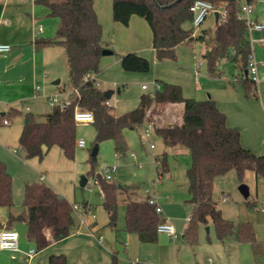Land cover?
Segmentation results:
<instances>
[{"label": "trees", "instance_id": "obj_1", "mask_svg": "<svg viewBox=\"0 0 264 264\" xmlns=\"http://www.w3.org/2000/svg\"><path fill=\"white\" fill-rule=\"evenodd\" d=\"M194 1L113 0L112 14L115 21L124 25L129 24L133 15L141 16L149 23L157 60H175L179 44L199 40L209 45L205 56L210 74L218 71L219 62L225 57H230L244 72L248 70L253 48L245 23L237 18L240 2L208 0L216 7L227 10L226 20L217 22L213 30L195 34L185 26L186 22L192 23L190 6ZM44 3L48 8V17L57 18L59 25L56 36L36 39L34 45L37 49L54 45L64 47L69 65L66 86H79L80 97L66 110L52 108L43 121H38L31 113L25 115L19 143L26 157L42 160L49 149L59 146L69 159H74L78 141L74 119L76 103L94 113L95 147L103 140H113L117 155L124 154L128 149L124 134L126 128L134 129L152 123L155 132L168 147H183L192 156L186 177L193 210L184 235L197 243L198 223L208 224L211 220L220 239L231 236L235 223L227 220L217 207L213 197L215 179L231 169L237 171L239 178L250 170L256 177L264 179V155H257L242 145L240 130L227 124L226 114L218 108L214 99L185 97L179 84L166 83L163 90L142 94L138 107L120 115L114 114L112 106L106 104L110 98L98 86L97 80L83 79L85 75L99 71L102 51L107 48L103 43V26L98 19L94 0H44ZM121 64L125 71L130 72H149L151 69L150 61L134 52L124 54ZM241 81L247 96L258 97L257 83L249 74L243 76ZM179 105L183 106L181 118L168 121L169 110ZM96 151L91 154L89 173L93 175L94 183L100 186L103 206L109 213V223L114 226L118 219L119 193L130 186L106 180L96 172ZM155 159L158 174L163 175L167 168L166 156ZM13 204L12 176L7 165L0 160V208L12 207ZM23 204L26 214L11 216L10 221L22 220L26 223L28 239L36 244L38 250H44L73 233L76 225L73 203L52 186L41 182L26 184ZM125 209L128 232L145 242L158 239L157 227L165 219L154 205L147 200L130 199L125 203ZM0 228L13 229L11 224L3 226L1 221ZM236 228L238 239L252 242L255 253L264 248L263 244L256 242L251 223L241 222ZM48 264H68V259L64 253L52 254ZM112 264H118L116 256Z\"/></svg>", "mask_w": 264, "mask_h": 264}, {"label": "rangeland", "instance_id": "obj_2", "mask_svg": "<svg viewBox=\"0 0 264 264\" xmlns=\"http://www.w3.org/2000/svg\"><path fill=\"white\" fill-rule=\"evenodd\" d=\"M100 1L103 3L107 0ZM110 1L113 3V0ZM29 2H27V5L8 6L6 17L10 23L24 24L23 18L27 12H31L32 5ZM41 5L39 3L36 7L39 8ZM254 7L258 21L264 22V0H254ZM13 11H17V15L23 12V15L18 18L14 16L11 18ZM31 25L30 29L28 25L25 28L31 30L33 24ZM40 25L43 26V30L40 32L35 31L36 39L54 37L57 33L59 20L48 17L46 14H40L34 27L37 28ZM185 26L193 31L195 30L191 22H186ZM214 26L215 23L211 14L201 27L213 29ZM247 37L252 44L254 56L260 61L264 58V47L260 45L259 40L264 39V32H254L252 35L248 34ZM105 39H108V42H104L105 45L108 44L113 48L112 38L106 36L103 31V41H106ZM13 48H16L14 44ZM183 48L186 54H189L190 49L187 46ZM58 50H61L62 54L54 56L56 57L54 65L56 78L54 79H61L63 83L68 80L69 65L65 49L59 48ZM118 58L119 52L117 51L115 54L101 58L99 64V71L101 72L100 86L104 90L116 88V83L108 79L109 75L106 67L108 62H114ZM188 60H153L151 70L143 72V74L150 73V75H143L144 77L139 85L130 83L126 86L124 84L120 93L115 89V93L110 98L112 112L120 115L132 110L131 107L134 104L136 108L141 83L151 84L156 79L159 90H163L166 83L179 85L183 83L182 89L185 86L191 87L195 84V76L194 73L191 75L189 71L194 70V62L189 63ZM224 61L226 63L222 64ZM219 64V69H222L223 66L224 73L231 78L243 74V70L230 57L223 58ZM20 65L10 67V70L15 68L12 70L14 75H16V70L23 68H20ZM206 65L204 64L202 69L207 68ZM229 66L232 69L227 68ZM52 80L48 81L49 88H44V83L37 80L34 84L35 87L39 85L43 90L38 96L25 103L26 106L32 109V115L38 121H43L45 115L52 111V107L46 98V95L57 92L56 86L50 84ZM11 125L19 127V123L16 122ZM145 128L146 125L134 129L126 128L124 134L128 142V149L124 154L117 155L115 144L110 139L99 142L96 151V129L94 124L78 123L77 138H83L86 145L84 147L76 146L74 159H69L57 147L52 148L42 161L36 158H27L26 152L16 139L0 140V160L7 165L12 176L14 202L12 207L0 208V221L3 225L11 224L20 236V251L12 252L0 249V264H44L45 262L48 264L50 255L54 253L51 251L53 245L44 250H38L36 244L29 241L27 225L24 221H10L11 215L17 216L26 212L23 204L25 187L26 184L34 182L45 183L55 189L65 190L66 194H69L70 201L75 200L81 207L79 214L75 213L74 233L93 232L96 237L102 234L105 240L104 243L117 244L115 250L118 251L116 257L118 264H131L132 262L151 264H264V248L255 253L252 242L238 239L236 228L241 222L251 223L256 242L264 245V179L256 177L255 173L250 170L246 171L242 178H239L235 169H231L225 175L217 177L213 187L214 200L223 216L235 223V230L231 236L220 239L211 220L208 224L198 223L197 243H193L184 235L189 225L188 219L193 210V205L190 202L192 194L189 191L186 177V172L192 164V156L183 147H167L154 129L146 136ZM151 143L155 144V148H151ZM14 149L18 152L14 153ZM94 151L97 152L94 162L96 172H99L103 166L115 165L114 181L123 186H130L129 189H125L119 194L117 230L108 223V211L103 206L102 191L100 186L94 183L93 175L89 173L92 166L90 158ZM132 153L135 156H132ZM163 155L166 156L167 168L163 173L161 182L156 183L159 175L155 158ZM40 173L46 175L45 180H40ZM82 175L87 176L88 179L85 187H80ZM243 183L249 186L250 195L248 198H245L239 190V186ZM147 189L150 190L151 195L159 200L162 207L161 215L174 226L177 232L176 238L159 233L156 241L145 242L138 240L135 234L126 230L125 203L130 199L147 200ZM88 201L91 206L86 210L83 204ZM93 215L96 216L95 219ZM81 218H83L84 223H81ZM90 222L96 223L93 230L89 228ZM126 242L127 245L124 246ZM30 248H34L36 253L32 258H27L24 253ZM99 255L101 258L98 257V253H96L93 246L83 250L74 249L69 264H112L113 253H105L101 250Z\"/></svg>", "mask_w": 264, "mask_h": 264}, {"label": "crops", "instance_id": "obj_3", "mask_svg": "<svg viewBox=\"0 0 264 264\" xmlns=\"http://www.w3.org/2000/svg\"><path fill=\"white\" fill-rule=\"evenodd\" d=\"M27 2H29L32 6L31 12H27L26 16H23L24 24H17L16 22L10 23V21L6 17L8 6L27 5ZM39 3L42 5L38 8L36 7V5ZM94 4L98 19L103 26V31L106 33V36H110L113 40V48L112 46L110 47V45L108 44H106L105 46L113 50V54H115L116 51L119 52V58L116 61H111L112 63H107L108 65L106 67V70L109 75L108 79L116 83L115 89L121 88V91L124 87V84H126V86H128L130 83L132 85H139L143 77L145 75H150V73L143 74V72L125 71L121 64V58L126 53L134 52L140 56L147 58L150 61V64H152L153 60H157L156 52L153 47V34L151 27L143 17L138 15H133L128 25H124L115 21L113 19L112 2L110 0H107L103 3H101L100 0H94ZM40 14H48V8L45 5L44 0H34V2L33 0H0V42L9 43L12 45L11 51L0 52V140L8 141L9 139H16L19 142V138L23 129L24 117L27 113L32 114V109L29 108V110H27L25 103L26 101L36 97V94L33 91L36 88L34 84L37 80H41L44 83V88H47L49 85L48 81L53 79L50 84L56 86L55 89L57 92L61 89L63 85L68 84L69 81V77L68 80L63 83L61 79H54L56 78V71L54 70L56 57L54 56L61 55L62 52L58 49H62L64 47L54 45L43 49H37L34 45V41L37 38V36L35 35V31H38V29L34 27V24L37 20L38 15ZM22 15L23 12L22 14L20 13L17 15V11H13L10 17L12 18L14 16L15 18H18ZM212 16L213 21L215 23V26L213 27L214 29L217 25V19L214 14H212ZM31 24H33L31 30L25 28L28 25V28L30 29L32 26ZM213 29L201 27L197 33ZM105 40L106 41H103V43L108 42V39ZM13 44L16 46V48H13ZM260 45L264 47V45H262L261 43ZM184 46H187L190 49L189 54H186L183 48ZM208 48L209 45L205 41L199 40L185 41L176 47L175 60L189 59V63L194 62V70L189 72L191 73V75H193L194 73L195 84L191 85V87L185 86V88L183 89V93L185 94L184 96L197 100H205L209 98L214 99L217 103L218 108L226 114L227 124L232 128H237L240 130V140L242 145L252 150L257 155H264V63L259 66V82L257 83L258 97L247 96L245 86L241 81V78L243 76H246L244 71L242 76H240L239 74L236 77L231 78L228 74L224 73L223 66L222 69H219L218 66V71L215 74H210L208 72V68L202 69L203 65L207 64L205 54ZM261 60H264V58ZM224 63L226 62H222V64ZM18 65L21 66L20 68H25V70H23V68L16 70V75H14V72L12 70L15 68L10 70V67ZM227 68L231 67L229 66ZM100 75L101 72L98 71L96 73V79L99 83V87L104 90L100 86ZM27 76H29L28 82ZM57 80H60L59 84L54 83ZM154 83H156V79H154L151 84H148L147 90L142 89V85L145 83H141V91L137 100L138 102H136V104L139 105L142 94L150 93L152 91ZM42 90L43 89L41 87L40 92ZM138 105L136 106L138 107ZM182 108L183 106L179 105L178 107L169 110L170 112L167 114L168 121L180 119L182 115ZM131 109H135V104L132 105ZM9 113L10 115L14 113L16 115L9 117L7 115ZM5 115V118L9 121L8 124L3 123V116ZM14 122L19 123V127H16L14 125L12 126L11 124H13ZM54 147L60 148L59 146H53L52 148ZM51 149H49L47 154L50 152ZM62 152L64 153L63 150ZM186 152L188 151L186 150ZM47 154L45 155V157L47 156ZM45 157L42 160H44ZM33 158L42 161L37 157ZM45 179L46 175L44 173H40V180ZM56 190L70 201L69 194H66L65 190ZM70 202L77 203L75 200ZM83 205V207L87 210L91 206V203L88 201ZM25 214L26 212L22 215ZM109 221L110 219L108 218V223ZM89 224L90 226H92L91 230L96 227V223L93 224L92 222H90ZM1 229L2 228H0V230ZM114 229H118L117 222L116 225H114ZM101 235L102 234L96 237V234L93 232L74 233L73 231V233L69 237L65 238L60 242L52 244L53 249L51 251L54 252L52 254L64 253L67 256L69 264L71 261V253L74 249L83 250L93 246L95 247L96 253H98V257L100 256L99 252H101V250L105 253H113V256L117 257L118 251L115 250L117 244L104 243L105 240L103 235L102 239H99V236ZM126 245L127 242L124 244V246ZM1 250L12 251L4 249ZM19 251L20 248L18 251L12 252ZM44 264H46V262Z\"/></svg>", "mask_w": 264, "mask_h": 264}, {"label": "built area", "instance_id": "obj_4", "mask_svg": "<svg viewBox=\"0 0 264 264\" xmlns=\"http://www.w3.org/2000/svg\"><path fill=\"white\" fill-rule=\"evenodd\" d=\"M240 2V7L237 12V18L242 20L246 27L248 34H253L254 31H264V22L258 21L256 15H255V7H254V0H237ZM190 10L193 14V26L195 28L194 33L196 34L198 30H200L202 24L206 21L209 15L214 14L215 12L219 13L217 22H224L227 17V10L225 8H218L213 4L212 2L208 0H195L192 5L190 6ZM38 31L43 30V26L40 25L37 27ZM260 43L264 45V39L260 40ZM12 46L9 43H1L0 42V52H9L11 51ZM264 63V60H258L252 51V54L250 56L249 61V67H248V73L251 76L252 80H254L256 83L259 82V66ZM88 78H95L96 79V73L91 75H85L83 79L87 80ZM97 80V79H96ZM98 83V81H97ZM153 89L151 91V94H154L157 90H159V85L156 83L153 84ZM99 86V83H98ZM40 86H36L35 88V94L38 96L40 94ZM143 90L148 89V84L142 85ZM78 97H80V88L79 86H73L69 87L66 85H63L61 89L54 93L49 94L46 96L47 101L49 105L52 108L58 107L61 110H66L70 106L74 105L75 101H77ZM107 105H111V101H106ZM25 106V105H24ZM27 110H29V107L26 106ZM74 119L76 123H93L95 121L94 113L91 110L83 109L79 106L78 103L74 106ZM4 124H8L9 121L5 118L3 119ZM154 129V125L152 123L146 124L145 128V135L148 136L150 131ZM155 130V129H154ZM77 145L80 147H84L86 145V142L83 138L78 139ZM151 148H155V144L151 143ZM14 153H17L18 151L16 149L13 150ZM132 156H135L134 153H132ZM116 171L115 165H107L103 166L99 173L101 176L106 180H114V173ZM158 178L156 180V183L161 182L162 174H158ZM148 194L147 201L149 204L154 205L155 209L158 213L162 214V207L160 206L159 200L150 194V190H146ZM73 211L75 213L79 214V211L81 209L80 205L78 203H73L72 205ZM84 209V208H83ZM96 216L93 215V218ZM81 223H84L83 218H81ZM89 228L91 229L92 226L89 225ZM88 228V229H89ZM157 231L159 233H165L169 235L172 238L177 237V232L174 229V226L171 223H168L166 220L161 222L158 227ZM99 239H102V235L99 236ZM0 248L4 250H12V251H18L19 250V234L15 229H1L0 230ZM36 253V250L34 248H30L28 251L25 252V256L27 258H32ZM131 264H135L132 262Z\"/></svg>", "mask_w": 264, "mask_h": 264}, {"label": "water", "instance_id": "obj_5", "mask_svg": "<svg viewBox=\"0 0 264 264\" xmlns=\"http://www.w3.org/2000/svg\"><path fill=\"white\" fill-rule=\"evenodd\" d=\"M218 16H219V13L215 12L216 19H218ZM102 54H103V56L111 55V54H113V50H111L109 48H104L102 51ZM245 74H246V76H248V70L247 69L245 70ZM59 82H60V80H57L54 83L59 84ZM120 91H121V88H118L117 92H120ZM105 93H106L108 98H111L112 95L115 93V90L114 89H108V90H105ZM97 146H98V144H97ZM97 146H96V149H97ZM87 181H88L87 176L82 175L81 179H80V186L85 187V185L87 184ZM239 190L245 198L249 197L250 189H249V186L247 184H244V183L241 184L239 186Z\"/></svg>", "mask_w": 264, "mask_h": 264}]
</instances>
